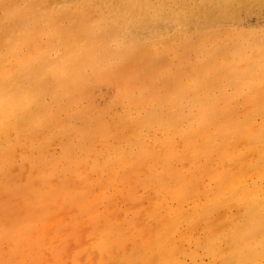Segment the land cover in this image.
I'll return each instance as SVG.
<instances>
[{
    "label": "bare ground",
    "instance_id": "obj_1",
    "mask_svg": "<svg viewBox=\"0 0 264 264\" xmlns=\"http://www.w3.org/2000/svg\"><path fill=\"white\" fill-rule=\"evenodd\" d=\"M228 1L102 0L112 23L180 18L181 42L157 32L137 39L121 74L79 103L59 102L32 68L56 71L62 51L50 28L72 35L85 23L64 26L35 7L6 18L12 59L0 75L22 72L34 107L0 130V175L15 162L24 172L9 179L13 203L0 200V264H264V245L248 233L264 215V81L234 82L219 62L241 49L189 35L191 17L228 16ZM30 21L38 40L13 43ZM248 34L258 46L264 29ZM104 85L114 93L96 105ZM239 97L247 103L234 105Z\"/></svg>",
    "mask_w": 264,
    "mask_h": 264
},
{
    "label": "clouds",
    "instance_id": "obj_2",
    "mask_svg": "<svg viewBox=\"0 0 264 264\" xmlns=\"http://www.w3.org/2000/svg\"><path fill=\"white\" fill-rule=\"evenodd\" d=\"M226 27L221 35L225 37L223 51L230 52L234 47L241 54L233 59L229 55L226 62L234 74V82L251 78L264 81V36L258 46L252 42L247 32L234 30L241 27L237 18L219 21ZM49 43L60 47L62 57L57 61L54 73L45 67L33 66L35 78L51 85L59 102L79 103L97 85L111 82L121 74L130 57L134 54L138 41L125 23H112L101 16L86 22L76 34H68L59 27L50 28ZM38 26L32 21L13 31L16 39L29 43L38 40ZM12 43L6 50H0V62L12 59ZM11 66V65H9ZM195 103L200 104V100ZM34 94L30 81L24 74L17 73L12 80L0 75V130L11 127L32 113ZM261 211H264L262 206ZM249 235L257 244L264 245V215L254 218L249 225ZM259 233V239L257 234Z\"/></svg>",
    "mask_w": 264,
    "mask_h": 264
},
{
    "label": "rangeland",
    "instance_id": "obj_3",
    "mask_svg": "<svg viewBox=\"0 0 264 264\" xmlns=\"http://www.w3.org/2000/svg\"><path fill=\"white\" fill-rule=\"evenodd\" d=\"M187 1L190 0H186V2ZM252 1V3H247V0H229V5L224 8L229 11L228 16L218 17L213 21L206 22L198 17H191L189 19L190 22L188 23L189 35L192 37V40L197 42L198 34H204L209 43L213 42L215 45L221 46L223 45L222 42L225 40V37L222 36L221 33L226 26L219 21L230 18L232 15L237 18L241 25L239 28H236V26L233 25L235 31L247 33L260 32L264 29V3L262 0ZM173 2L175 6H178L181 4L182 0H173ZM32 7H35L38 10L37 13L40 15L49 12L54 16H59L58 18L64 26L68 25L69 17L76 20L78 23H86L101 16L106 18L108 14L102 4V0H0V50H6V35L10 34V32L6 31V18L9 19L14 12L31 9ZM179 19L180 18L178 17L167 19L155 18L150 23L134 22L128 24V26L131 27L132 33L139 41H146L152 32H157L160 36L168 37L176 44H179L181 38L178 37L176 31L184 26L183 22ZM44 42H46V40L42 38V43ZM30 49L31 48L28 50ZM219 63H227L226 57L221 58ZM227 89L231 91V87H227ZM113 93V87L107 85L101 86V88L95 92L94 103L96 105L104 104L112 97ZM246 103V99L239 97L234 100L233 104L242 106ZM23 173L24 172L20 171L19 164L16 162L7 166L5 175L3 177L0 175V200L6 198V195L8 194L9 196L11 195L10 190H12V187L10 186L9 179H20L22 178L21 175ZM28 175L30 177H35V174L32 172ZM96 177L97 175L94 174V178ZM78 178H82V176L79 175L72 179L75 181L74 184L76 185H80L77 181ZM38 188L39 185L35 186L34 190H37ZM111 192L112 190L107 191V193ZM10 197V202L13 203V199H16L15 194ZM117 200L119 201V206L125 208L123 206L124 202L120 201L122 199L118 198ZM105 206H107V200H103L99 207L102 209ZM84 246L86 245H81L80 243L74 250H80Z\"/></svg>",
    "mask_w": 264,
    "mask_h": 264
}]
</instances>
